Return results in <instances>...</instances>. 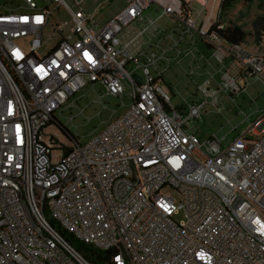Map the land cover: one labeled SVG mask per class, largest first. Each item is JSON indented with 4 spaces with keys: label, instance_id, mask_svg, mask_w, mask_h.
<instances>
[{
    "label": "built area",
    "instance_id": "obj_1",
    "mask_svg": "<svg viewBox=\"0 0 264 264\" xmlns=\"http://www.w3.org/2000/svg\"><path fill=\"white\" fill-rule=\"evenodd\" d=\"M221 1L0 0V264H92L58 229L109 264H264V108L224 149L188 131L207 98L264 87V37L222 38ZM198 39L231 63L181 110L162 75L205 61ZM96 84L123 111L81 142L56 115Z\"/></svg>",
    "mask_w": 264,
    "mask_h": 264
},
{
    "label": "rangeland",
    "instance_id": "obj_2",
    "mask_svg": "<svg viewBox=\"0 0 264 264\" xmlns=\"http://www.w3.org/2000/svg\"><path fill=\"white\" fill-rule=\"evenodd\" d=\"M87 1L95 4L102 0ZM109 1L113 3L117 0ZM148 10L146 9L144 12L147 13ZM263 11L264 0H235L233 6L222 16L221 21L223 26L230 24L241 26L246 32V39L253 41L254 34L251 22L256 15L263 13ZM57 15L62 19L67 16L62 10L58 11ZM212 52V46L198 39L195 43L194 55L195 57L202 55L205 57V61L199 60L196 66L195 62L190 61L191 56L185 55L181 58L178 66L172 67L162 75L165 82L164 88L169 87L172 92L170 103L176 108L184 110L188 103H197L202 100L204 97L196 89V86L201 85L206 79L208 80L207 89H215L218 80L216 70L221 67V63H223L222 69H224V66H228L231 61L229 58H224L219 63L213 57ZM246 81L245 91L235 98L234 94L229 96L217 94L213 98V104L207 98V103L200 110L199 116L189 122L190 129L188 131H193L194 136L200 141L212 135L222 138L220 149H224L233 135L244 131L257 112L264 108V87L251 76L247 77ZM98 89L99 86L96 84L93 90L86 91L87 99L81 98L76 102L78 106H82L86 101L92 100L82 114H76L77 109L72 108L71 110L63 109L59 115H56L73 135L79 137L81 142L88 140L92 133L100 131L106 122L123 111L122 108L113 112L112 109L117 107L116 99L105 96L100 100L106 108L101 109L98 96L102 91ZM229 97L234 99L233 103L230 102ZM215 105L219 107V112H216ZM69 116H73L72 119L68 120ZM87 118L89 119L86 121ZM231 127L235 129L230 131ZM58 139L62 143L68 141L64 135L58 136ZM175 218L182 220V211H179Z\"/></svg>",
    "mask_w": 264,
    "mask_h": 264
},
{
    "label": "trees",
    "instance_id": "obj_3",
    "mask_svg": "<svg viewBox=\"0 0 264 264\" xmlns=\"http://www.w3.org/2000/svg\"><path fill=\"white\" fill-rule=\"evenodd\" d=\"M235 0H222L221 9L222 13L219 16L218 22L222 23V16L233 6ZM252 32L254 34V40L258 42L262 37H264V11L261 14L256 15L252 22ZM218 34L225 40L232 42L234 44H241L245 37L246 32L241 26L236 24L225 25L220 28L215 27ZM60 233L77 249L80 253L92 264H109V252L100 250L90 244L83 243L72 235L62 229H58Z\"/></svg>",
    "mask_w": 264,
    "mask_h": 264
},
{
    "label": "crops",
    "instance_id": "obj_4",
    "mask_svg": "<svg viewBox=\"0 0 264 264\" xmlns=\"http://www.w3.org/2000/svg\"><path fill=\"white\" fill-rule=\"evenodd\" d=\"M252 40L253 41H249L245 37L244 41L240 44L242 49H244L245 51L251 52V51H254L256 48H258V42H256V40H254V39H252Z\"/></svg>",
    "mask_w": 264,
    "mask_h": 264
},
{
    "label": "water",
    "instance_id": "obj_5",
    "mask_svg": "<svg viewBox=\"0 0 264 264\" xmlns=\"http://www.w3.org/2000/svg\"><path fill=\"white\" fill-rule=\"evenodd\" d=\"M136 80L139 81V79L136 77Z\"/></svg>",
    "mask_w": 264,
    "mask_h": 264
}]
</instances>
